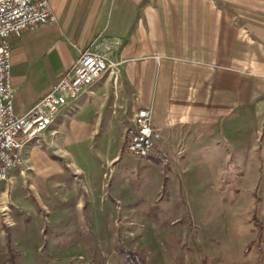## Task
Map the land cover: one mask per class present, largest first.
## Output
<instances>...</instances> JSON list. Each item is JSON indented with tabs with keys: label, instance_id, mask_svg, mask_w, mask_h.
I'll use <instances>...</instances> for the list:
<instances>
[{
	"label": "crops",
	"instance_id": "obj_1",
	"mask_svg": "<svg viewBox=\"0 0 264 264\" xmlns=\"http://www.w3.org/2000/svg\"><path fill=\"white\" fill-rule=\"evenodd\" d=\"M48 1L57 21L10 40L14 113L29 111L86 50L109 71L57 111L69 107L66 121L52 113L46 151L80 143V163L93 169L90 145L122 144L140 109L159 131L166 175L192 173L219 144L244 143L246 128L264 135V0ZM35 149L23 159L58 171Z\"/></svg>",
	"mask_w": 264,
	"mask_h": 264
},
{
	"label": "rangeland",
	"instance_id": "obj_2",
	"mask_svg": "<svg viewBox=\"0 0 264 264\" xmlns=\"http://www.w3.org/2000/svg\"><path fill=\"white\" fill-rule=\"evenodd\" d=\"M249 130L244 143L219 144L176 175L156 156L127 152L125 139L91 144L93 169L80 163V143L50 152L32 141L25 149L38 147L59 169L23 159L24 149L0 183V264H130L123 250L145 264H264V135Z\"/></svg>",
	"mask_w": 264,
	"mask_h": 264
},
{
	"label": "built area",
	"instance_id": "obj_3",
	"mask_svg": "<svg viewBox=\"0 0 264 264\" xmlns=\"http://www.w3.org/2000/svg\"><path fill=\"white\" fill-rule=\"evenodd\" d=\"M56 21L48 0H0V183L4 182L10 166L22 165L20 144L24 137L39 134L42 141L43 124L70 100L71 91H82L96 74L109 68L104 56L86 50L29 111L15 114L10 40ZM159 139V131L151 125V111L138 110L126 130V151L138 158L157 156V160L167 164L166 153L156 149Z\"/></svg>",
	"mask_w": 264,
	"mask_h": 264
},
{
	"label": "bare ground",
	"instance_id": "obj_4",
	"mask_svg": "<svg viewBox=\"0 0 264 264\" xmlns=\"http://www.w3.org/2000/svg\"><path fill=\"white\" fill-rule=\"evenodd\" d=\"M108 71H109V68H104L103 69V72H99V74H96L95 75V78L93 80H91L90 85L94 84L99 78L102 77V75H104ZM81 92L82 91H71V93H70V101L76 99ZM52 122H53L52 116L49 115V119L47 120L46 123L43 124V134L48 130V128L51 126ZM40 138H41V135H39V134H29V135H26L24 137V139L22 140V143L20 144V157H21V162H22V151L25 149V147L29 143H31L32 141H38ZM140 158H145V157H140ZM156 159H157V156H156ZM20 166L21 165H13V166H10L9 173H5L4 182L8 179L10 173L13 172L14 170L18 169Z\"/></svg>",
	"mask_w": 264,
	"mask_h": 264
},
{
	"label": "trees",
	"instance_id": "obj_5",
	"mask_svg": "<svg viewBox=\"0 0 264 264\" xmlns=\"http://www.w3.org/2000/svg\"><path fill=\"white\" fill-rule=\"evenodd\" d=\"M122 253L125 256V260L130 263V264H145L144 260L142 259V257L135 253V252H131L128 250H123Z\"/></svg>",
	"mask_w": 264,
	"mask_h": 264
}]
</instances>
